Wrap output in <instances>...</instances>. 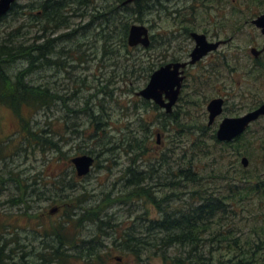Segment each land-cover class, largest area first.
I'll return each instance as SVG.
<instances>
[{
	"label": "rangeland",
	"instance_id": "1",
	"mask_svg": "<svg viewBox=\"0 0 264 264\" xmlns=\"http://www.w3.org/2000/svg\"><path fill=\"white\" fill-rule=\"evenodd\" d=\"M35 1L18 0L14 9L3 18L1 16L0 42L13 28L19 29L20 41L25 46L40 35L55 39L69 29L86 26L90 11L105 6L108 0H94L87 8L79 6L76 11L73 7L77 4L68 7L72 8L66 17L69 29L55 32L43 31L40 22L34 18L37 10L26 7ZM202 1L205 7L199 0L194 4L191 25L182 20V15L174 20L168 9L160 6L146 12L142 22L132 21L146 25L155 39L152 48L137 46L129 53L123 47L117 49L124 52V57L102 56L100 43L94 38V41H86V34L68 41H55L47 65L30 66V70H34L25 73L23 78L24 82L48 91L49 105L30 112L22 108L18 116L0 104V143L5 151V156L0 157V244L14 245L17 258L24 256L29 264L36 263L44 245L55 244L51 236H44L43 230L59 220L65 204L69 212L76 203L73 198H85L77 205L80 207L76 209L77 214L94 208L95 214L113 226L105 231L107 235L100 236L93 244L100 257L91 259V264H163L159 256L141 254L134 257L121 245V229L130 226L135 218L144 214L149 218L159 216L147 199L126 198L125 170L132 159L136 167L145 171L148 170L147 159H162V153H166L164 161L174 166L194 158V168L201 180L198 183L184 180L176 191L182 193L181 200L197 188L225 197L233 181L238 183L239 190L249 186L240 181L245 175L264 180V131H260L261 128L252 126L243 139L229 144L218 143L214 138V131L224 117L241 116L259 104L260 98L264 99V78L253 74L254 61L248 52L250 47L260 48L264 44L260 30L251 24L257 10L264 13V3L260 7L256 0ZM165 4L173 9L182 7L183 1ZM80 12L87 16L81 17ZM92 27L93 23L84 30ZM184 28H187L188 36L173 38L180 34L178 29ZM172 31L176 32L170 36ZM191 32L204 33L208 40H227V43L188 69L174 109L180 114L184 112L179 116L180 126L173 124L165 129L161 122L163 110L154 108L151 102L143 104L137 92L147 84L149 70L153 72L177 57L180 60L188 58L194 47ZM162 36L170 38L169 46L162 44ZM77 44L81 45L79 54L68 52ZM26 67H29L27 60L21 55L9 64L7 72L15 78ZM201 77L205 80H199ZM216 97H223L226 103L222 115L217 117L214 125L208 126L206 104ZM187 101L198 102L201 106H187ZM151 123L155 126L152 129L154 140L142 157L135 156V152L126 155L124 149L114 147V142L122 141L132 132L142 138V128H152ZM28 128L37 133L36 139L31 134L28 136ZM158 133L160 143L156 144ZM44 139L52 140L56 146L49 145ZM35 141L39 144L34 145ZM83 154L93 155L95 164L89 175L79 179L69 163L71 158ZM243 156L249 160L247 168L241 164ZM57 185L59 187L54 189ZM158 189L155 194L161 198L164 193ZM60 198L65 202L58 203ZM248 198H253L260 212V206L264 205L260 196L253 194ZM245 209H238L240 214L233 219V229L243 243L247 239L254 240L255 235H250L260 233L258 224H264L258 211L253 210L259 215V221L253 223L254 216ZM96 235V222L82 223L79 246L72 250L81 255L72 258L68 264H90L85 257L86 246L81 241ZM206 246L209 248L210 243ZM227 251L223 246L224 258H227ZM256 252L264 255V244ZM177 253L178 249L169 254Z\"/></svg>",
	"mask_w": 264,
	"mask_h": 264
},
{
	"label": "trees",
	"instance_id": "2",
	"mask_svg": "<svg viewBox=\"0 0 264 264\" xmlns=\"http://www.w3.org/2000/svg\"><path fill=\"white\" fill-rule=\"evenodd\" d=\"M92 1L94 0H37L29 3L26 7L37 10L34 18L40 22L43 31L55 32L62 28H68L67 12L72 9L68 7L77 4L73 7V11H76L75 9L79 6L87 8ZM124 1L108 0L105 6L97 7L95 12L91 13L90 11V21L86 26H78L75 30L68 28L69 31L60 33L52 40L44 35L37 36L28 46H25L24 42L20 41L22 34L19 29L13 28L7 34V38L0 42V104L5 105L13 114L18 116H20L22 108L30 112L49 105L50 96L48 91L42 87L24 82L23 78L25 73L34 70H30V66L36 64L37 68L45 65V63L47 65L49 54L53 53V43L55 41H68L78 37L80 34L85 37L86 34V37L88 36L86 41H94L95 39L97 43H100L102 56L105 57L107 55V58H112L113 55L115 58L124 57L123 51L118 52L116 50L121 47L127 53L132 50L127 46L126 42L132 21L142 22L146 12H150L153 7L160 6L162 9H168L174 20L182 15V20L187 21L191 25L193 24L192 19L195 12L194 4L197 2V0H153L148 2L134 0L132 3L124 4ZM179 1H183L182 7L169 9L165 4L172 3V5H175ZM199 1L205 7L206 4L202 0ZM256 1L260 5L264 3L263 0ZM15 7L16 5L12 9ZM250 10L255 11L256 9L251 8ZM260 13L262 11L257 10V14ZM79 14L81 17L87 16L85 12H80ZM92 23L93 27L91 29L84 30ZM178 31L180 34L174 35L173 38L178 36L183 38L184 35H189L186 32L187 28L186 30L185 28L184 30L178 29ZM183 31L184 34H182ZM175 32H169V35L171 36ZM151 39L152 43L149 48L153 47L155 37L152 36ZM161 39L162 44H171L169 37L163 38L162 36ZM80 47L81 45L77 44L75 47H71L68 52L77 51L79 54L78 49ZM21 55L27 60V66L29 67H26L19 72L18 76L12 78L7 72V67ZM173 60L177 61L179 57ZM260 67H264V61L254 62V75L256 74L257 76L258 73H261L260 70H255ZM149 71L150 76L152 71ZM199 80H205V78L201 77ZM201 84L204 85V83ZM142 103L147 104L146 101H142ZM186 103L187 106H201L198 102L187 101ZM154 108L158 107L154 106ZM183 113L180 114L179 110L173 111L170 115L162 113L161 122L163 128L167 129L169 125L173 124L180 126L179 116ZM22 117L19 118L23 119ZM151 125L152 128H142L140 132L142 138L132 132L123 137L122 141L114 142V147L124 149L123 151L126 155L135 152V156L141 155L142 157L154 140L152 129L155 126L152 123ZM27 132L28 136L31 134L35 139L38 136L30 128H28ZM39 141H35L33 144L38 145ZM45 141L51 146H56L52 140ZM4 156V146L0 143V157ZM161 158L147 159L146 167L148 170L145 171L136 167L133 159L132 163L126 167V198L147 199L156 208L159 216L157 218H149L144 214L135 218L130 226L122 228L120 232H122L121 245L123 250L130 252L134 257H138L141 254H150L153 257L159 256L162 258L163 264H264V255H259L256 252L264 244V224H258L261 228L260 233L250 235H255L253 242L247 239L243 243L233 229V219L236 214H240L239 211L241 209L246 208L247 212L254 216L252 218L253 223L259 221V215L253 212V210L258 211L259 207L255 206L256 203L253 198L248 197L257 194L260 196V202L264 201V180L260 181L258 178L254 179L245 175V178L240 181L249 183V186L239 190L238 183L233 181L232 185H229L226 190L228 195L226 194L225 197L218 194L216 196L206 189L197 188L194 193H190L188 198L181 200L180 196L182 193H176V191L182 185V182L186 180L191 183H198L201 180L200 174L194 168L195 160L193 158L174 166L164 161L166 153H162ZM160 172H163V175ZM256 177H259V174ZM154 178L157 179L155 183L153 182ZM48 187L49 189L51 188L50 185ZM58 187L59 185L53 186L54 189ZM157 187L159 188L158 190L164 193L161 198L156 197L155 189ZM68 188L72 189V186L68 185ZM60 199L62 200L58 203L65 202L63 198ZM73 200L76 202L75 206L67 212L65 204L63 214L59 220L51 223L47 229L43 230L44 236H51L55 244L44 245L43 251L38 255L37 262L31 264H68L72 258H79L81 254L77 255L73 251L79 246V228L86 221L96 222L97 235L90 240L81 241L86 246L85 257L90 264L92 263L91 259L100 257L98 250L93 247V244L97 243L100 236L107 235L105 231L113 226L108 220H102L95 214L94 208L85 209L83 213L78 215L76 209H80V207L77 208V205L80 202L83 203L86 199L73 198ZM13 201L16 202L17 200ZM259 214L261 216L260 220L264 221V205L260 206ZM135 223L136 225H134ZM207 242L210 243L209 248L206 246ZM223 246L228 249L227 258H224L221 253ZM14 247V245L12 247L6 243L0 244V264H29L24 256L16 257ZM177 249V254H169L170 251H177Z\"/></svg>",
	"mask_w": 264,
	"mask_h": 264
},
{
	"label": "water",
	"instance_id": "3",
	"mask_svg": "<svg viewBox=\"0 0 264 264\" xmlns=\"http://www.w3.org/2000/svg\"><path fill=\"white\" fill-rule=\"evenodd\" d=\"M131 1L132 0H126L125 3ZM15 2L16 0H0V17L6 14L11 5ZM252 24L259 28L264 36V14L254 19ZM191 37L195 41V47L190 53V61L169 63L160 67L152 73L148 84L137 93V95L141 96L143 99L150 100L159 107L165 109L166 113L172 112L173 106L179 97L182 82L184 80L183 69L189 64H195L208 53L216 50L221 43L208 42L204 34L192 33ZM127 43L130 47L141 45L144 48H148L150 45L148 28L142 24H132L129 29ZM263 51L264 46L262 50H256L255 48L250 50L254 57H257ZM223 103V99L221 98L212 99L208 103L209 125H211L215 118L222 113ZM263 115L264 104L243 116L224 118L217 129L216 139L219 142H230L236 139L247 129L251 122ZM241 162L244 167L248 166L249 161L247 158L244 157ZM71 163L76 169L77 176L83 177L89 174L94 163V158L89 155L77 156L71 160Z\"/></svg>",
	"mask_w": 264,
	"mask_h": 264
},
{
	"label": "flooded vegetation",
	"instance_id": "4",
	"mask_svg": "<svg viewBox=\"0 0 264 264\" xmlns=\"http://www.w3.org/2000/svg\"><path fill=\"white\" fill-rule=\"evenodd\" d=\"M261 120H264V117H262V119H259V120L256 121V122L252 123V124L250 125V127H252V126H256V127L261 128V129H264V122H261Z\"/></svg>",
	"mask_w": 264,
	"mask_h": 264
}]
</instances>
